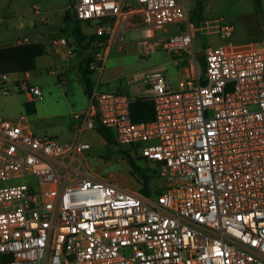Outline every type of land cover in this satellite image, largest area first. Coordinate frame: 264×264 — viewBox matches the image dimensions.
<instances>
[{"label":"built area","instance_id":"built-area-1","mask_svg":"<svg viewBox=\"0 0 264 264\" xmlns=\"http://www.w3.org/2000/svg\"><path fill=\"white\" fill-rule=\"evenodd\" d=\"M69 9L102 38L88 64L89 106L75 114L81 122L70 142L0 118L6 264H264V40L252 49L205 45L202 67L190 0H69ZM169 25L182 27L161 35ZM217 28L232 37L233 24ZM124 45L144 56L162 48L185 69L177 81L166 71L146 76L138 98L153 104L148 120L133 118L137 98L101 86L108 56ZM63 48L76 49L61 36L48 51ZM0 88L43 97L40 87L7 73ZM98 124L152 163L166 185L152 196L87 169L76 176L77 157L91 147L82 132ZM30 176L35 183H12Z\"/></svg>","mask_w":264,"mask_h":264},{"label":"rangeland","instance_id":"rangeland-1","mask_svg":"<svg viewBox=\"0 0 264 264\" xmlns=\"http://www.w3.org/2000/svg\"><path fill=\"white\" fill-rule=\"evenodd\" d=\"M56 0H0V12H16L23 14L20 18L25 20L26 28L17 27L19 18L0 22L1 28L18 29L24 36L27 28L33 29L32 39L42 38L43 42L61 35L68 36L71 33L72 19L68 18V13H73L71 9H66L64 13L53 12L52 4ZM191 19L198 22L197 32L194 40L195 47L202 50L205 45H224L247 46L253 44L255 47L263 48L264 40V0H190ZM258 2V3H257ZM45 14L47 21H37L36 26L31 25V15L38 18L34 6ZM17 10V11H14ZM195 17V19H193ZM218 21L233 24L234 32L231 38H225L218 34ZM181 25H169L160 30L161 35L177 32ZM84 33L87 36V49L85 59H88L94 52L99 50L95 39L90 35L94 32V27L83 24ZM167 31V32H166ZM37 34H40L39 37ZM136 30L134 36L139 35ZM41 35L43 37H41ZM127 40L130 35L126 34ZM54 51H48L44 56L37 59L34 70L32 71V84H38L43 91V99L35 98L34 106L39 105V114L28 112L26 109L27 90L15 91L5 95L0 88V118L15 120L21 115L28 117L33 130L45 125L47 132L38 136H53L61 142L73 141L77 135L80 119H75L76 113H81L89 106V98L85 92V84L81 76L80 66L75 63L70 72L68 71L66 82L61 81L56 75L50 73L56 70L60 74L64 68L59 66L53 55ZM200 65L203 64L198 58ZM174 60L168 52L162 48L152 52L148 56L140 55L132 50L130 45H124L121 49L113 48L108 56L105 69L102 74L101 82L104 89L124 93L132 99L138 98L141 85L146 76L155 71H166L169 76L177 81L178 67L174 65ZM56 106L58 108H54ZM61 113L63 116H54ZM48 115L47 118H40ZM57 115V114H55ZM112 134V133H111ZM113 136V135H112ZM82 140L90 143L91 147L84 150L77 157L75 163L79 176L84 170H88L93 176L98 178L110 179L121 187L140 190L143 186L149 191V195L154 196L161 190L166 181L154 173L153 164L142 158H135L133 149L130 145H118L116 141L109 144L97 132L96 129H85L82 132ZM130 159L140 170L131 173L132 165ZM34 182L33 176L12 181V183ZM2 184H0L1 186ZM143 191V190H142ZM146 194L145 192H143Z\"/></svg>","mask_w":264,"mask_h":264},{"label":"crops","instance_id":"crops-1","mask_svg":"<svg viewBox=\"0 0 264 264\" xmlns=\"http://www.w3.org/2000/svg\"><path fill=\"white\" fill-rule=\"evenodd\" d=\"M50 6L52 7V9H49L47 11H50V10H52L53 12H55V11L57 12L58 11V13L61 14V13H64L66 9H69V0H56L52 4H49V7ZM14 11H17V10L14 9ZM35 13H37V15H38L37 17L38 18L32 17L33 14L31 15L30 22H31V25L32 26H36V22L38 20L39 21H42V22L47 21V18L45 17V14H42L40 11L39 12L35 11ZM61 16H62V14H61ZM17 17L19 18V21H18V24H17L18 29L19 28H26V22H25V20L20 19V18L24 17L23 14H19V13H16V12H11V13L10 12L9 13L0 12V22L8 21V20H11V19H16ZM88 25L93 26L92 24H88ZM18 29H16V28L15 29H6V28H1L0 27V49L8 48V47H14V46L28 45V44H31V43H42L44 45V47H45V54H46L48 52V48H49L50 43L52 41H54L55 39H57L58 37L65 36V37H68L71 40H73V42L75 43L76 49L71 54H67L65 52L66 49H64V48L61 49V50H59V51L52 52L53 55H54V57H55V61H53V62L57 63L59 66H61L62 68H64V72H62V79H61V81H63V82L64 81L66 82L67 76H65V75H67L68 71L70 72V70L75 65V63H76V65L78 63L79 66H80V64H83V61L86 60L85 59L86 58L85 57V52H84L85 50L82 51V50H80V49L77 48L76 41H75V39L73 37V34H72V28H71V33L68 36L59 34V36H55V37L49 39L46 42H43L41 40L42 38L39 37L40 34H37L38 37H39V38H37V40L32 39V37L35 34V33H33V29L30 30L29 28H27V30H28L26 32L27 34L24 35V36H22L18 32ZM94 30H95V27H94ZM93 34H95V33L93 32ZM41 37H43V36L41 35ZM101 39L102 38H100V37L99 38H96L95 41H96L97 45H98V42ZM230 48L252 49V48H255V46L253 44H250V45H247L245 47H243V46H230ZM256 48H258V47H256ZM200 51L201 50H199L198 54H200ZM40 57H42V56H40ZM40 57H38V58H40ZM37 59H36V62H37ZM183 64L184 65H189L190 64V60L188 58L185 59L184 62H183ZM174 65H175V63H174ZM33 70H30V71H12V72H8L7 74L9 76V79L10 80H18V79H24V78H26L29 81V83H31L30 80L32 79V71ZM184 72H185V69L184 68H178V76L180 74L184 73ZM81 76H82V74H81ZM32 85L38 86V84H32ZM103 85L104 84L102 82L101 86L104 89L105 87ZM141 89H142V85H141ZM111 91H113V90H111ZM85 92H86V87H85ZM115 92H117V91H115ZM140 93H141V90H140ZM87 95H89V94H87ZM139 96H140V94H139ZM43 98H44V96L41 97V98H37V99H43ZM33 102H35V97H33L31 94L28 95L27 96V100H26V106H27L28 103L31 104ZM34 107H35V110H34L35 111V114L38 115L39 114V111H40V109H39L40 107H39L38 104L36 106H34ZM54 108H58V107L53 106V109ZM26 109H27V113L28 112H34V111L31 110V107H26ZM87 109H88V107L85 108V109H83L82 112H85ZM55 114H57V115H55ZM55 114H53V115L54 116H57V117H59L61 115V113H55ZM61 116H63V115H61ZM47 117H49V116L48 115L43 116V117L40 116L41 119L42 118H47ZM20 120L27 126V128L29 129V131H31V132H33L35 134H36V132L39 133V134H43V133L47 132V129L48 128L45 125L41 126V128H39V129L33 130L32 127H31V125H30V123H29L28 117L26 115H21L19 118L15 119L13 121L14 122H18Z\"/></svg>","mask_w":264,"mask_h":264},{"label":"trees","instance_id":"trees-1","mask_svg":"<svg viewBox=\"0 0 264 264\" xmlns=\"http://www.w3.org/2000/svg\"><path fill=\"white\" fill-rule=\"evenodd\" d=\"M258 3V2H257ZM68 18L72 19V34L76 41L77 48L84 51L87 49V36L84 33L83 24H90L89 22H84L78 20L75 15L68 13ZM195 19V17L193 18ZM95 40L99 38L97 35H90ZM45 54V47L42 43H31L28 45L14 46L0 49V74L8 73L12 71H30L35 68L36 59ZM91 60V57L83 61V64H80V71L82 74L83 81L86 87V93L89 94L92 85L91 72L88 69V64ZM200 61L205 65L204 56L200 57ZM27 107H31V110L34 111L35 107L33 103H28ZM132 115L135 120L142 121L153 118L154 116V107L152 102L148 100H142L137 98L132 104ZM97 132L108 142L109 144L114 143V138L109 129L98 124L96 126ZM132 169L131 173L134 175V170H140L134 162L130 159ZM143 190V191H142ZM142 192H145L149 195V191L145 189V186L141 189ZM10 256L6 254H0V264H6L10 260Z\"/></svg>","mask_w":264,"mask_h":264},{"label":"water","instance_id":"water-1","mask_svg":"<svg viewBox=\"0 0 264 264\" xmlns=\"http://www.w3.org/2000/svg\"><path fill=\"white\" fill-rule=\"evenodd\" d=\"M201 56H202V53L200 52L199 57H201Z\"/></svg>","mask_w":264,"mask_h":264}]
</instances>
